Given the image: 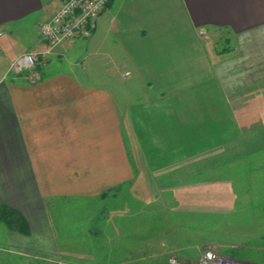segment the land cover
<instances>
[{
  "label": "crops",
  "instance_id": "crops-1",
  "mask_svg": "<svg viewBox=\"0 0 264 264\" xmlns=\"http://www.w3.org/2000/svg\"><path fill=\"white\" fill-rule=\"evenodd\" d=\"M66 2L0 0V205L46 237L67 219L70 229L87 222L90 232L106 210L111 237L128 228L115 219L131 212L139 172L150 182L176 169L194 175L200 165L221 181L246 182L245 203L254 204L264 176L257 156L264 150V0H112L90 37L44 57L41 27ZM29 53L46 62L36 84L10 72ZM116 76L134 79L137 95L127 106ZM154 187L149 211L162 213ZM168 194L166 208L181 219L173 229H194L188 222L200 211L198 194ZM243 229L234 244L258 245L254 260L243 261L264 264V217ZM29 238L0 230V241L20 246ZM19 246L0 251L27 258Z\"/></svg>",
  "mask_w": 264,
  "mask_h": 264
},
{
  "label": "rangeland",
  "instance_id": "rangeland-1",
  "mask_svg": "<svg viewBox=\"0 0 264 264\" xmlns=\"http://www.w3.org/2000/svg\"><path fill=\"white\" fill-rule=\"evenodd\" d=\"M120 1L116 0V2ZM71 41L54 48L52 56L66 45L71 44ZM37 42L39 41L36 40L35 43ZM35 47L36 44L26 49L33 50ZM227 47L228 44L224 42H220L217 46L220 50ZM45 49L49 50V45ZM115 83L117 91L127 92L124 95L126 101L119 103H123L125 106L133 103V99L137 95L134 79L124 80L120 76H116ZM128 93L131 101H129ZM135 156L137 157L136 154ZM257 156L264 158V150L258 152ZM204 170L203 165L197 166L195 167L196 173L193 175V172L176 169L161 176L160 180L152 179L150 182H144L143 172H139L140 180L137 182V187L132 188L130 192L132 196L131 212L125 215V219L117 216L115 219L116 222L124 220L128 224V228H125L124 232L121 230L120 234L117 233L111 237L106 234L105 219L108 216L106 210L97 215L91 225L90 232L86 228L87 222L83 223V227L80 229H70L72 224L70 219H67L62 223L61 230L57 228L52 230L50 235L47 234L48 237H46V233L40 232L32 235L31 232L29 243L23 242L20 246L7 239L0 241L2 250L11 249L14 251L19 246L29 254L27 258L22 259L21 256L0 251V256H3L4 259L0 261V264H171L170 258L184 259L187 256L190 262L176 261L183 264H197L201 256L209 249H215L221 255L247 264L243 260H254L258 255V245H255V240L243 246L236 245L234 244L236 236L233 233L236 232V229L242 233L245 230L243 228L248 227L252 220L258 221V217L259 220L264 217V213H262L264 209V176L259 177L261 187L259 196L254 198V204L253 202L248 204L245 203L243 197L246 182L243 180L234 181L233 177L230 180L221 181L217 175H213L214 178L209 173V175H205L207 172L203 173ZM193 177L195 181L192 180ZM149 183L152 184V189L147 187ZM155 185L157 193L160 194L159 199H162L164 210L162 213L153 212L154 207L149 211V199L154 197ZM187 190L198 194L195 200V209L200 211L189 214L191 221L188 222L195 228L173 229L177 222H181V219L180 214L174 212L172 208H166L165 203L170 199L168 193L179 194ZM235 202L238 204H234ZM255 205L258 212L251 213L250 210L252 207L255 209ZM234 206L237 210L231 212ZM137 208H140L139 212ZM160 225H163L162 236ZM0 230H3L5 234L10 232L4 224H0ZM181 231L187 232V237L186 234L180 233ZM261 241L262 239H260ZM172 250H179V254L174 255ZM50 258L53 260L48 262Z\"/></svg>",
  "mask_w": 264,
  "mask_h": 264
},
{
  "label": "built area",
  "instance_id": "built-area-1",
  "mask_svg": "<svg viewBox=\"0 0 264 264\" xmlns=\"http://www.w3.org/2000/svg\"><path fill=\"white\" fill-rule=\"evenodd\" d=\"M112 0H67L57 14L41 27V36L50 49L44 57L50 56L54 48L62 43L76 39L79 35L90 37L96 20L108 7ZM205 36V32H201ZM2 33L0 32V37ZM39 55L29 53L18 58L10 67V72L20 75L26 74L31 84L39 83L42 74L39 70ZM171 264H183L172 260ZM186 264V263H184ZM188 264V263H187ZM197 264H243L240 261L221 255L215 249L207 250Z\"/></svg>",
  "mask_w": 264,
  "mask_h": 264
},
{
  "label": "trees",
  "instance_id": "trees-1",
  "mask_svg": "<svg viewBox=\"0 0 264 264\" xmlns=\"http://www.w3.org/2000/svg\"><path fill=\"white\" fill-rule=\"evenodd\" d=\"M0 224H4L10 231L23 236H30L31 230L25 217L16 209L0 205Z\"/></svg>",
  "mask_w": 264,
  "mask_h": 264
}]
</instances>
